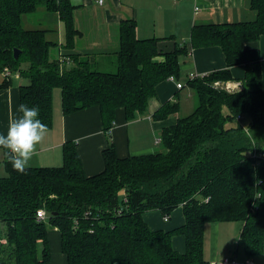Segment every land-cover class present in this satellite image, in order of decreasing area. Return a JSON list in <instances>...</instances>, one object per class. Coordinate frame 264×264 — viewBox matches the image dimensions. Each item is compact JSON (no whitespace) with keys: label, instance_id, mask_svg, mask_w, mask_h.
<instances>
[{"label":"trees","instance_id":"obj_1","mask_svg":"<svg viewBox=\"0 0 264 264\" xmlns=\"http://www.w3.org/2000/svg\"><path fill=\"white\" fill-rule=\"evenodd\" d=\"M40 7L59 16L65 50L74 49L81 32L71 0H0V72L9 69L28 81L20 87V104L37 106L48 130L56 89L65 115L99 108L110 136L119 111L127 121L136 120L148 112L161 83L181 77L187 47L160 50L162 39L137 37L133 19L121 21L119 51L107 56L115 73L92 55L54 58L58 45L47 30L24 28V18ZM250 8L256 15L252 21L192 28V48H221L227 67L187 79L197 105L163 129L161 151L119 158L109 137L105 169L94 176L85 174L74 142L63 146L61 167H29L22 174L5 159L0 264H50L55 230L67 264H210L204 257L206 226L221 222L242 223L234 259L254 262L263 255L264 83L261 52L248 45L264 36V0H251ZM15 49L21 52L18 59ZM240 65L245 66L241 87L231 91L223 84L235 81L232 68ZM179 111L178 100L167 102L153 117L165 120ZM230 123L236 125L228 128ZM180 208L185 223L173 230L153 231L145 220L153 211L170 219ZM41 209L49 220L37 219ZM177 236L185 239L184 253L174 248Z\"/></svg>","mask_w":264,"mask_h":264},{"label":"crops","instance_id":"obj_2","mask_svg":"<svg viewBox=\"0 0 264 264\" xmlns=\"http://www.w3.org/2000/svg\"><path fill=\"white\" fill-rule=\"evenodd\" d=\"M71 1L77 6L74 12L75 26L81 32L71 51L65 50L64 23L58 15L43 11L49 23L43 25L41 29L47 30L48 39L58 45L53 49L54 58L59 55L62 58L70 54L92 55L101 62V68L109 67L107 56L119 51L120 23L122 20L133 19L137 23V37L162 39L159 43L160 50L169 52L176 46L187 47V56L181 58V77L182 74H186L187 79L192 74L204 76L227 67L221 48H192L190 36L195 25L252 21L256 18L250 8L251 0H104L102 5L98 0ZM248 47L257 48L261 52L264 83V36ZM1 74L3 73L0 72V131H3L18 114L20 87L28 81L18 74H13L8 79ZM232 75L235 81L223 85L231 91L238 90L241 86L240 81L245 75V66L233 67ZM181 77L161 83L156 97L150 101L148 112L136 120L127 121L124 111H119L110 136L103 130L99 108L94 107L65 115L62 110L61 90L56 89L53 93V127L37 146V155L30 162V167H61L63 146L67 142H74L77 145L87 176L98 175L104 171L103 153L110 145L109 137L114 142L119 158L155 152V148L160 145L157 141L161 138L163 129L175 125L179 117L187 114L185 113L187 102L193 97L192 93L185 94L184 88L177 87V84L182 82ZM177 100L180 103V111L177 114L165 120L154 119V114L165 103ZM235 125L230 123L228 128ZM3 152L4 150L0 149V172H3L6 159ZM161 217L163 218L158 211L145 214V220L153 231H170L185 223L182 209L176 210L169 222H163ZM60 240L58 231L50 233L52 250L50 264H67ZM173 245L179 253H184L186 250L185 239L182 236L175 237Z\"/></svg>","mask_w":264,"mask_h":264},{"label":"clouds","instance_id":"obj_3","mask_svg":"<svg viewBox=\"0 0 264 264\" xmlns=\"http://www.w3.org/2000/svg\"><path fill=\"white\" fill-rule=\"evenodd\" d=\"M37 106L29 107L21 103L18 114L0 131V149L12 168L25 173L33 157L37 155V146L44 140L48 126L39 119Z\"/></svg>","mask_w":264,"mask_h":264},{"label":"rangeland","instance_id":"obj_4","mask_svg":"<svg viewBox=\"0 0 264 264\" xmlns=\"http://www.w3.org/2000/svg\"><path fill=\"white\" fill-rule=\"evenodd\" d=\"M43 11H46L45 8L40 7L36 13L26 16L24 18V28L29 30L41 29L43 25L49 23V20L44 15L46 13H44ZM52 55H53V51H52ZM110 67H106L103 69L110 73H115L117 71V68L114 69ZM1 75L3 77V74ZM182 75L183 76L181 77L182 79L181 83L185 85L184 93L185 94L192 93L189 87L186 85V81H187L186 74H182ZM220 85H221L220 83H216V86H220ZM187 105L188 106L185 109V113L187 114H184L183 117L192 113L193 111L192 109H194V106L197 105L196 98L193 96L192 99L187 102ZM161 150L162 147L160 145L155 148V152ZM178 210L181 211V209ZM162 220L164 222L165 218L163 217ZM165 222H169V220ZM241 228H242V223L240 222L208 223L206 226V233H205V254H204L205 259L207 261H217L219 259L222 260L225 257L234 256L235 252L237 251L238 238ZM237 255H238V259L243 260L244 253L242 248L239 249ZM254 262L255 264H264V253L263 255L255 258Z\"/></svg>","mask_w":264,"mask_h":264},{"label":"built area","instance_id":"obj_5","mask_svg":"<svg viewBox=\"0 0 264 264\" xmlns=\"http://www.w3.org/2000/svg\"><path fill=\"white\" fill-rule=\"evenodd\" d=\"M103 2H104V0H98V3H99L100 5H102ZM198 9H199V8H197V10H198ZM62 59H63V58H62ZM3 75H4V77L9 78V77L12 75V73L10 72L9 69H5L4 72H3ZM198 77H200V76H198V75H193V74H192L189 78H190V79H195V78H198ZM169 80L174 81L175 78H174V77H171ZM177 87H178L179 89H182V88H184V84H182V83H178V84H177ZM237 119L240 120V119H241L240 116H239ZM160 142H161V139H158L157 143H160ZM37 219H38L39 221H46V220L48 219V216H47L46 212H45L43 209H41V210H39V211L37 212ZM168 220H169V219L166 217V218H165V221H168ZM210 264H255V263L252 262V261H250V260L245 261V263H241V262H239L238 260L234 259L233 257H225V258H223L222 260L212 261V262H210Z\"/></svg>","mask_w":264,"mask_h":264},{"label":"water","instance_id":"obj_6","mask_svg":"<svg viewBox=\"0 0 264 264\" xmlns=\"http://www.w3.org/2000/svg\"><path fill=\"white\" fill-rule=\"evenodd\" d=\"M20 53H21L20 50H18V49H15L14 50V57H15V59H18L19 58ZM239 87H241V86H239ZM120 194L123 195L124 194V191H122Z\"/></svg>","mask_w":264,"mask_h":264}]
</instances>
